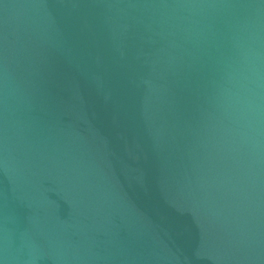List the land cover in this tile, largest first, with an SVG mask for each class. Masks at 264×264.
Returning <instances> with one entry per match:
<instances>
[{
  "label": "water",
  "instance_id": "1",
  "mask_svg": "<svg viewBox=\"0 0 264 264\" xmlns=\"http://www.w3.org/2000/svg\"><path fill=\"white\" fill-rule=\"evenodd\" d=\"M264 154V0H0V264H110Z\"/></svg>",
  "mask_w": 264,
  "mask_h": 264
}]
</instances>
